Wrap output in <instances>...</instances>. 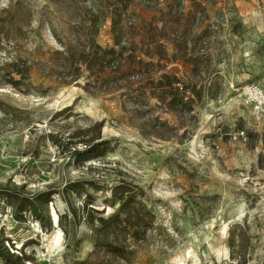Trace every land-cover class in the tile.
<instances>
[{"label":"rangeland","instance_id":"1","mask_svg":"<svg viewBox=\"0 0 264 264\" xmlns=\"http://www.w3.org/2000/svg\"><path fill=\"white\" fill-rule=\"evenodd\" d=\"M61 1L0 0V248L17 264L86 258L95 239L86 195L107 216L116 207L105 199L124 180L157 214L130 264H264V107L238 90L264 89V0H181L198 66L171 59L164 69L204 90L184 125L151 98L152 117L172 128L160 130L126 89L103 91L87 71L73 82L43 71L61 47L55 34L69 32ZM178 1L130 11L140 21ZM97 41L113 45L110 18ZM15 57L28 60V75L13 71ZM88 141L84 161L74 147Z\"/></svg>","mask_w":264,"mask_h":264},{"label":"trees","instance_id":"2","mask_svg":"<svg viewBox=\"0 0 264 264\" xmlns=\"http://www.w3.org/2000/svg\"><path fill=\"white\" fill-rule=\"evenodd\" d=\"M150 2L158 4L157 0H98L91 4L87 0H62L61 7L67 9L70 20L69 32L65 38L55 34L61 47L51 52L43 64V71L66 82L78 80L87 71L95 76L94 85L103 91L126 89L129 103L143 117L146 116L149 123H154L155 130L172 129L167 123L152 117L151 98H155L184 125L194 111V103L202 98L204 89L167 72L164 62L187 59L196 67V59L199 58L188 56L186 51L189 28L180 18L181 0L177 2V9L159 10V16L155 14L139 21L138 14L130 9L135 4H142L151 10L154 6ZM108 18L111 20L113 45L103 46L97 41V35ZM138 32L143 34L136 39ZM169 32H173L175 38H170ZM168 41H172L177 49L172 56L166 47ZM11 65L13 71L21 76L30 73L31 66L25 58L15 57ZM92 83L90 80L87 86ZM85 145L87 149L83 151L74 147L76 154L84 156V161L91 158L95 149L92 142ZM87 197L85 210L94 226V248L86 258L74 260L72 264H130L157 221L156 212L142 198V190L124 180L114 184L105 203L116 208L107 216L100 215L105 211L94 207L89 194ZM0 249L5 250H0L5 264H17L18 255L8 248Z\"/></svg>","mask_w":264,"mask_h":264},{"label":"built area","instance_id":"3","mask_svg":"<svg viewBox=\"0 0 264 264\" xmlns=\"http://www.w3.org/2000/svg\"><path fill=\"white\" fill-rule=\"evenodd\" d=\"M243 89L244 92L251 93L256 100L258 107H264V89L260 88L257 85L249 84L243 87L238 88V90Z\"/></svg>","mask_w":264,"mask_h":264},{"label":"crops","instance_id":"4","mask_svg":"<svg viewBox=\"0 0 264 264\" xmlns=\"http://www.w3.org/2000/svg\"><path fill=\"white\" fill-rule=\"evenodd\" d=\"M135 5H138V4H135Z\"/></svg>","mask_w":264,"mask_h":264}]
</instances>
